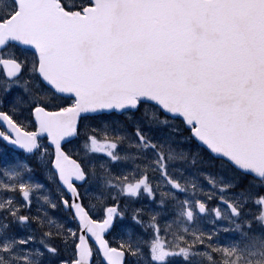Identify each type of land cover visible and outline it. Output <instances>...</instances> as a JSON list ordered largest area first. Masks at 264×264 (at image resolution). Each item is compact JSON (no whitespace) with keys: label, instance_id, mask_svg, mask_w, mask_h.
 <instances>
[{"label":"snow or ice","instance_id":"6c2138e0","mask_svg":"<svg viewBox=\"0 0 264 264\" xmlns=\"http://www.w3.org/2000/svg\"><path fill=\"white\" fill-rule=\"evenodd\" d=\"M0 264H264V0H0Z\"/></svg>","mask_w":264,"mask_h":264}]
</instances>
